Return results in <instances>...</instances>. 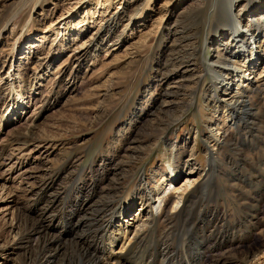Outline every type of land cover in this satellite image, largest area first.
I'll return each mask as SVG.
<instances>
[{
    "label": "rangeland",
    "instance_id": "1",
    "mask_svg": "<svg viewBox=\"0 0 264 264\" xmlns=\"http://www.w3.org/2000/svg\"><path fill=\"white\" fill-rule=\"evenodd\" d=\"M130 2L0 0V264H41L40 235L22 236L49 198L56 228L48 232L68 237L52 264H85V249L95 252L90 236L106 245L112 237L116 251L136 245L135 259L152 262L162 240L170 249L156 264L174 262L177 233L196 210L219 231L258 225L223 249L210 242L206 264H264V56L256 64L262 77L246 95L254 115L231 120L223 102L211 111L207 67L225 36V25L214 29L216 13L224 14L217 0ZM254 4L242 0L236 9ZM124 10L108 43L90 52L108 17ZM244 19V27L252 23ZM205 189L215 198H192ZM81 198L84 222L70 233ZM106 222L112 227L103 233ZM79 235L88 237L82 247Z\"/></svg>",
    "mask_w": 264,
    "mask_h": 264
},
{
    "label": "bare ground",
    "instance_id": "2",
    "mask_svg": "<svg viewBox=\"0 0 264 264\" xmlns=\"http://www.w3.org/2000/svg\"><path fill=\"white\" fill-rule=\"evenodd\" d=\"M240 1L242 0H217V4H218L217 11L222 13L221 11L223 9L224 14L222 15L216 13V19L218 20L216 22L214 29H219L222 25H225L223 30L225 36L221 34L220 36L221 39L217 40L218 45L216 50L219 53L217 60L215 61L212 60L209 63L207 62L208 63L207 71L209 72L212 78V82H213L212 87L214 88L213 95L211 96L214 102L211 111H214V113L218 112L221 105L220 104L215 105V104L218 102L219 103L223 102L224 103L223 107H225L226 110L229 112V117L231 118V120L236 118L239 113H244L248 117V119H250L252 114L254 115V112H252L253 108L251 107V104H249L250 99L248 100L246 95L247 92L249 91V88L250 89L254 88V84L256 83L254 81V78L256 77L255 80H257L258 78L262 77V75L258 73L256 64L259 62L258 60L264 56V3H262L263 0H257L258 4H256V6L254 4V7L248 10L247 12L243 11V9H238L237 11L236 8L238 2ZM130 3L137 4L139 3V0H131ZM247 4L249 7L253 6L250 3ZM247 4H243V5L247 6ZM125 16H126V10H124L119 14H115L108 17L106 21L107 23L106 27L103 28L102 33L96 37V41L92 44L91 48H89L91 49L90 52L96 51L99 47L104 46L106 43H108V41L111 38V34L116 32L117 27L119 26L120 23H122ZM131 17L132 15L129 17V19ZM247 17L249 20H251L252 23L249 26L244 27L242 22H244L245 20L244 18ZM225 37H226V41H225ZM238 61H240L241 63L240 64L236 63ZM245 68L246 70H244ZM236 82L240 85L242 84L241 85L242 87L240 86L237 89H235L234 86ZM23 104L25 105L24 108L28 106V102H23ZM22 107L19 106L20 109H22ZM13 110L15 109L13 108ZM220 129L221 128L219 127L214 129L218 131L217 133H214L215 145L216 143L220 142V138L217 137L220 132ZM212 150L213 152L210 155V159H211L210 163L212 165H215V163L221 161L220 159H218V155H216L217 154L215 151L216 149H212ZM178 173L179 172L176 170L175 167L169 165V172L167 174L169 176V179L172 180L174 178L176 179ZM232 175L234 178L232 179L229 178L231 181H235L236 179L241 178L240 176H238V174L235 175L232 174ZM187 179H188L187 180L188 183L186 182L187 184H189L190 181H192L191 184L194 183L193 180H189L190 178ZM47 186L48 185L46 184L45 188L43 189V192L41 190L42 193L40 195H42V197L39 198L38 200L33 201V205H35L36 203L37 205H40L43 202L44 197L46 198L45 193H47V190L49 189ZM215 188L214 190L217 191V189ZM173 189H177V187H174ZM203 191L205 192H201L200 195L197 194L193 195L192 198H194L197 201H203L207 197L210 199L215 198L213 194L207 193L208 191L206 192V189ZM140 199H142L141 206H144L145 200L147 198L141 197ZM166 199L167 197H165L163 200ZM54 201H56V199L53 198L52 199L49 198L47 200V203L44 204L43 210L41 209L43 213L38 215V217L33 221V225L29 226L27 224L28 229L26 228L27 231L22 236L23 239V238H28L30 236L40 235L39 237L41 242V254L39 258H41L42 260L41 264H52L53 262L51 261L55 259L57 253L63 248V245L65 243L64 241L67 240L68 238L67 236H64L62 231L52 234H49L48 232L49 228L50 229L51 227H53L54 229L56 228L53 225L54 220L56 219L55 214L53 213ZM84 202L85 199L81 198L80 202L77 204V206H79L78 209H75L71 214L70 218H72L73 220L72 219L67 220L68 225L72 226L71 229H69L70 231L67 229V231L70 233L80 228L81 224L84 222L82 221L83 218H81L82 220H80L78 217V215L82 213L81 206L85 204ZM132 204L130 206H133ZM37 209L38 207H36L35 205L34 211H36ZM127 209H129V207ZM202 211L203 210L201 211L196 210L193 213L191 212V214L187 215L185 218L183 217L184 225L180 228L179 233H177L180 240L176 248V251L174 253L175 254L174 257L176 261L173 262L172 260L173 256H172L171 260L170 259L167 260L166 258L167 261L161 262V264H206L204 255L210 246L209 245L210 242L215 240L217 243L216 245H218L217 247L223 249L224 246L232 242L231 239L238 237L241 238V236H236L237 233H239V235L243 233V236H245L246 233H249L248 236L252 237L254 232H256V230L258 229V225L256 224H253L252 226L244 224V226L239 225L238 230L235 231L236 227L228 223L227 227H225L224 229L225 231L223 230L219 231L218 230L219 228L216 227L215 224L213 226L212 222L208 221L207 213L202 214L203 213ZM212 214L214 215L216 220L220 219L218 212H213ZM140 220L141 218L136 216L133 218L132 222H129V224L133 226L135 225L134 223H139ZM111 224L112 222H109L108 224L106 222V224H102L103 226H99V227L100 229H102V232L104 233L112 227ZM136 225H137L136 228V232H137V230L143 227L145 224L140 223ZM90 237L93 240V246L95 247V252L93 251L92 253V251L89 250V248L84 246L85 248H87L85 249V251L82 249L84 251L83 255H85L86 257V259L84 260L85 264H156L159 261V259H162L160 258L161 256L167 255L170 249V246L168 244H165L164 241L161 240L160 242H158L157 247L155 249H152L151 253L149 251V253L152 254V257L154 256V254L156 255L155 260H153L152 262V260H149L148 257L135 259L136 256L134 257L133 253L135 254V249L137 248L139 249V247H137L136 245L131 246L130 249L128 250L126 249L127 247L122 245L120 250L116 251L115 246L117 245V243L116 240L111 239L112 237L109 239L107 245L102 244V242L99 241V239L96 236H90ZM87 240H88L87 236H80L76 242H78L77 245L81 246V244L83 242H86ZM198 252H201L203 254H198ZM44 260L46 261L43 262ZM208 264H212V263H208ZM218 264H238V263L236 262L234 263L229 260H223L222 263H218Z\"/></svg>",
    "mask_w": 264,
    "mask_h": 264
}]
</instances>
